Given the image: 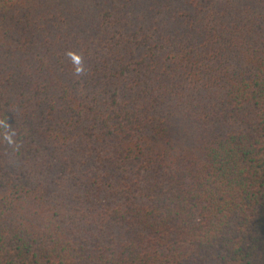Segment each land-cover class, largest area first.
Masks as SVG:
<instances>
[{
	"label": "trees",
	"instance_id": "trees-1",
	"mask_svg": "<svg viewBox=\"0 0 264 264\" xmlns=\"http://www.w3.org/2000/svg\"><path fill=\"white\" fill-rule=\"evenodd\" d=\"M0 264H264V0H0Z\"/></svg>",
	"mask_w": 264,
	"mask_h": 264
}]
</instances>
